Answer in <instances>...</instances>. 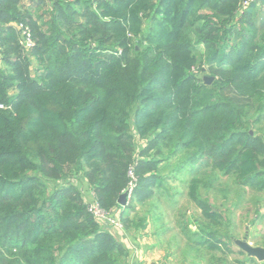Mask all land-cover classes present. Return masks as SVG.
I'll return each mask as SVG.
<instances>
[{"label":"trees","instance_id":"obj_1","mask_svg":"<svg viewBox=\"0 0 264 264\" xmlns=\"http://www.w3.org/2000/svg\"><path fill=\"white\" fill-rule=\"evenodd\" d=\"M263 115L264 0H0V264H129L72 181L125 231L142 230L129 213L160 181L148 157L166 150L207 171L188 182L195 232L176 228L227 250L224 217L199 189L218 173L264 191Z\"/></svg>","mask_w":264,"mask_h":264},{"label":"rangeland","instance_id":"obj_2","mask_svg":"<svg viewBox=\"0 0 264 264\" xmlns=\"http://www.w3.org/2000/svg\"><path fill=\"white\" fill-rule=\"evenodd\" d=\"M199 76L206 84L205 81L209 77L205 74ZM253 131L257 136H264V119L254 127ZM135 145L140 152L141 144L137 142ZM133 157L134 164L137 160L142 159L139 153ZM148 160L158 161L155 170L160 181L152 187L151 197L144 200L143 203L134 204V209L129 214L135 222L142 220L143 224H146V234L152 239L151 243L154 242L155 250H161V253L166 255L170 254V261L167 259L165 264H238L245 262V253L239 255L240 250L236 246V241H241L245 236L247 241H254L257 245L264 246V233H258L256 229L253 230V226L257 222L261 221L264 224V191L256 192L238 186L231 178L218 173L209 189L207 187L199 189L200 198L216 208L224 217L222 235L228 249H224L223 252L210 253L205 248L189 244L176 228V220L179 218V220H187L189 229L195 232V219H198L199 212L188 200V182L194 175L206 180L207 171L203 167L195 169L190 163H187L185 153L173 150H166L159 157L149 156ZM134 164H131L127 169L128 184L122 194H126L132 182L129 177L130 171H132L133 178L137 179L134 173ZM72 183L87 198V210L88 206L96 207L101 216L106 218L100 223L115 238L119 239L123 234L127 233L128 235L134 231H125L121 221L114 213L111 214L101 209L94 193L88 194L87 183L84 179L74 180ZM48 185L50 189H53V182ZM114 223L116 224L114 225ZM152 262L157 261L153 260Z\"/></svg>","mask_w":264,"mask_h":264},{"label":"crops","instance_id":"obj_3","mask_svg":"<svg viewBox=\"0 0 264 264\" xmlns=\"http://www.w3.org/2000/svg\"><path fill=\"white\" fill-rule=\"evenodd\" d=\"M259 221L253 226V230L256 229L258 233H264V224ZM147 227L142 230L132 231L127 235V233L120 236L119 240L124 243L129 252V264H165L166 260L170 261V254L166 255L161 253V250H155V244L151 243V238L146 234ZM255 231V230H254ZM133 233V234H132ZM125 235V236H124ZM135 235V237H134ZM134 237V239H132ZM131 240V241H130ZM249 245L253 247L264 248V246L257 245L254 241H247ZM129 247V248H128ZM132 247V249H131ZM133 250V251H132ZM155 250V251H154ZM246 255V254H245ZM157 262H152V261ZM238 264H264L259 262L254 258H250L246 255L245 262H239Z\"/></svg>","mask_w":264,"mask_h":264},{"label":"built area","instance_id":"obj_4","mask_svg":"<svg viewBox=\"0 0 264 264\" xmlns=\"http://www.w3.org/2000/svg\"><path fill=\"white\" fill-rule=\"evenodd\" d=\"M242 1V6L247 7L251 3L257 1V0H241ZM16 28L21 30V45L26 49V50H31L34 47L33 40L31 38L30 30L27 27H22L21 25L16 26ZM129 177L132 179V182L129 186L128 191L126 192L127 196V203L132 197V191L134 188V185L136 183V179L133 178L132 171L129 172ZM96 220L101 221L105 220L106 218L104 216H101V214L97 211L96 207L93 206H88L87 210ZM105 215V214H104ZM113 223V222H112ZM116 223H114L115 225ZM117 228V227H116Z\"/></svg>","mask_w":264,"mask_h":264},{"label":"water","instance_id":"obj_5","mask_svg":"<svg viewBox=\"0 0 264 264\" xmlns=\"http://www.w3.org/2000/svg\"><path fill=\"white\" fill-rule=\"evenodd\" d=\"M211 80H212L211 78H208L205 81L206 84H209ZM126 196L127 194H122L118 199V204L122 207H125L127 204ZM236 246L241 252L245 253L248 257L254 258L259 262L264 261V248L253 247L249 245V243L247 242L246 236L241 241H236Z\"/></svg>","mask_w":264,"mask_h":264}]
</instances>
